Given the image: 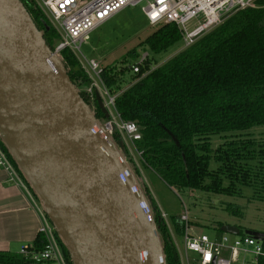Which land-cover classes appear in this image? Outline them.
Instances as JSON below:
<instances>
[{"label":"trees","instance_id":"16d2710c","mask_svg":"<svg viewBox=\"0 0 264 264\" xmlns=\"http://www.w3.org/2000/svg\"><path fill=\"white\" fill-rule=\"evenodd\" d=\"M20 2L53 50L58 41L54 30L43 26L44 18L32 0ZM256 5L230 17L162 65L157 66L155 57L181 41L171 23L159 25L139 44L143 53L148 51V58L137 65V73L132 70L138 59L135 49L121 60L118 69L103 68L104 86L112 95L117 94V113L123 121L138 127L141 139L135 147L141 153L142 171L152 172L170 189L215 196L240 195V189H249L252 198L264 202V140L255 142L248 133L264 126V0H258ZM58 60L97 126L102 127L106 118L97 103L91 107L80 92L88 80L76 60L66 50ZM127 75L132 83L122 89ZM213 138L223 141L219 150L212 148ZM113 140L144 204L146 198L152 201L156 215L150 220L163 264H179L148 188L143 183L139 187L138 168L116 135ZM0 144L9 155L1 139ZM11 161L32 191L12 158ZM170 223L180 234L177 217H171ZM222 226H217L219 233ZM54 234L67 263L72 264L56 230ZM45 244V238L38 234L32 250L41 251ZM0 264L30 262L19 254L0 252Z\"/></svg>","mask_w":264,"mask_h":264},{"label":"water","instance_id":"95a60500","mask_svg":"<svg viewBox=\"0 0 264 264\" xmlns=\"http://www.w3.org/2000/svg\"><path fill=\"white\" fill-rule=\"evenodd\" d=\"M0 139L72 264H163L134 179L20 0H0Z\"/></svg>","mask_w":264,"mask_h":264},{"label":"built area","instance_id":"2783aa9c","mask_svg":"<svg viewBox=\"0 0 264 264\" xmlns=\"http://www.w3.org/2000/svg\"><path fill=\"white\" fill-rule=\"evenodd\" d=\"M44 18V23L52 28L58 37L52 52L59 56L68 51L76 60L88 82L84 89L90 101L101 99L107 118L99 134L107 139L116 135L136 167L141 153L135 143L141 139L138 127L130 121H123L115 109L116 95H112L102 81V68L94 59H87L80 51L89 34L126 8L143 5L141 11L150 27L174 24L179 31L182 50L190 47L202 35L221 25L240 11L256 8L258 0H32ZM194 22L192 31L187 29ZM79 53L82 60L78 58ZM148 53H143L132 67L138 72L137 65L143 64ZM101 89L99 88V86ZM0 170L21 186L39 218L38 234L46 244L41 251H33L32 245L23 246L18 254L30 264H68L55 237V229L32 191L19 177L11 157L0 144ZM169 237L175 249L179 264H264V248L261 242L245 234L229 235L219 233L211 238L194 231L187 210L177 217L181 232L177 234L160 212ZM180 239V242L178 241ZM181 243V248H180Z\"/></svg>","mask_w":264,"mask_h":264},{"label":"rangeland","instance_id":"374dc122","mask_svg":"<svg viewBox=\"0 0 264 264\" xmlns=\"http://www.w3.org/2000/svg\"><path fill=\"white\" fill-rule=\"evenodd\" d=\"M142 7L144 6L139 5L134 8L123 9L91 32L81 46V53L87 59L96 60L102 70L106 67L118 69L121 60L127 57V54L133 49L136 50L137 58H139L144 52L139 47V44L158 28V26H149L141 11ZM193 28L194 22L189 23L187 29L192 31ZM182 46V42L180 41L159 56H156L157 66L162 65L171 57L181 52ZM75 54L82 60L77 51H75ZM124 79L126 83H124L122 89L129 87L132 83L129 81L128 75ZM86 87L82 86L80 92L85 94L84 89ZM99 88L101 89L100 86ZM85 97L90 106L94 107L95 101H90L86 94ZM248 133L252 134L250 137L255 142L264 140V126L255 127ZM109 141L116 145L113 138H110ZM221 144H223V141L219 138L212 139V148L214 150H219ZM133 157L134 160L138 161V170L141 177L137 182L139 187H141L142 185L140 184L143 183L145 185L142 167L136 156L134 155ZM145 178L151 184L150 196L157 210L159 213L165 214L169 223L171 217H178L183 212L184 206L193 229L198 234H205L211 238L213 235L219 234L217 229L219 224L237 227L242 233L246 230L264 233V202L252 198L251 190L249 189H240V195L215 196L190 190L170 189L153 174H147L146 176L145 173ZM146 199L145 204L149 211V216L153 218L156 212L153 209L152 201L149 198ZM39 203L44 210L42 203L40 201ZM178 241L180 242L179 238Z\"/></svg>","mask_w":264,"mask_h":264},{"label":"crops","instance_id":"0c3cea01","mask_svg":"<svg viewBox=\"0 0 264 264\" xmlns=\"http://www.w3.org/2000/svg\"><path fill=\"white\" fill-rule=\"evenodd\" d=\"M145 173L146 176L153 173L142 171L151 194V184ZM39 226L38 215L21 186L0 170V252L18 255L21 247L32 245Z\"/></svg>","mask_w":264,"mask_h":264}]
</instances>
